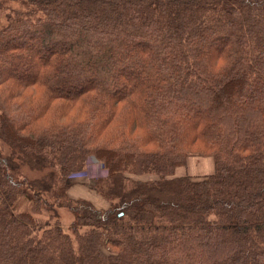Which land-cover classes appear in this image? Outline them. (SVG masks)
Masks as SVG:
<instances>
[{"label":"trees","instance_id":"1","mask_svg":"<svg viewBox=\"0 0 264 264\" xmlns=\"http://www.w3.org/2000/svg\"><path fill=\"white\" fill-rule=\"evenodd\" d=\"M0 264H264V0H0Z\"/></svg>","mask_w":264,"mask_h":264},{"label":"rangeland","instance_id":"2","mask_svg":"<svg viewBox=\"0 0 264 264\" xmlns=\"http://www.w3.org/2000/svg\"><path fill=\"white\" fill-rule=\"evenodd\" d=\"M205 157H201V156H195V157H191L189 159V165H188V170L190 171H194L196 166H200L199 162L201 160L198 159H202ZM209 159L212 160V158L207 157ZM196 160L197 165H194V162ZM192 173V172H190ZM106 171L105 169L102 167V164L99 163L96 159H94L93 157H91L89 159V164L86 168H84L82 171L73 173L70 175L69 177V182L72 183V187L69 190V194H71L73 197H85V198H89L91 199L95 205L97 207H105L108 205V202L106 201V199L104 197H102L97 189H96V185H95V180L99 177H103L106 176ZM155 176L152 175H147L144 176V179H149V178H154ZM61 219H62V223L64 227H68V222L71 219V215L69 214V212H67L64 209H60L58 211Z\"/></svg>","mask_w":264,"mask_h":264},{"label":"crops","instance_id":"3","mask_svg":"<svg viewBox=\"0 0 264 264\" xmlns=\"http://www.w3.org/2000/svg\"><path fill=\"white\" fill-rule=\"evenodd\" d=\"M198 160H201L200 162H199V164H200V166L201 167H199V166H196L195 167V170L194 171H190V170H185V169H183V168H178L177 170H176V172L178 173V174H182L183 172H185V171H188L189 173L190 172H192V174H207V173H211V172H213L214 171V161L213 160H211V159H209V158H207V157H205V158H202V159H198ZM197 165V163H196V160H195V162H194V165ZM189 165V164H188ZM71 195V194H70ZM72 196V195H71Z\"/></svg>","mask_w":264,"mask_h":264}]
</instances>
